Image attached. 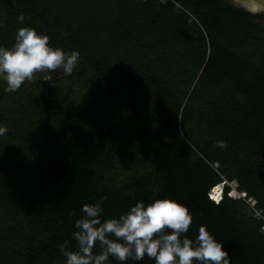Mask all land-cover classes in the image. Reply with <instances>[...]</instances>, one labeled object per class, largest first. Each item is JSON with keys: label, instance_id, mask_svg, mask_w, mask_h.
Instances as JSON below:
<instances>
[{"label": "trees", "instance_id": "16d2710c", "mask_svg": "<svg viewBox=\"0 0 264 264\" xmlns=\"http://www.w3.org/2000/svg\"><path fill=\"white\" fill-rule=\"evenodd\" d=\"M259 17L225 0H0V47L33 28L50 47L80 53L66 77L85 87L62 112L46 105L60 94L55 83L20 103L13 139L32 154L15 164L0 147V264H65L60 245L75 250L83 205L103 200V221L160 198L188 208V238L205 225L230 264H264ZM15 174L19 198L8 191ZM222 178L236 179L263 218L241 216L228 187L213 203L207 192Z\"/></svg>", "mask_w": 264, "mask_h": 264}, {"label": "clouds", "instance_id": "9594fccd", "mask_svg": "<svg viewBox=\"0 0 264 264\" xmlns=\"http://www.w3.org/2000/svg\"><path fill=\"white\" fill-rule=\"evenodd\" d=\"M17 20L23 23V13ZM80 59L78 51L66 53L60 48H52L47 35L37 34L30 27H21L12 48L0 47V78L6 81V91L15 92L39 72L53 73L60 69L64 76H70ZM43 80L51 81L52 75ZM7 131L6 126H0V136ZM215 143L221 149L227 148L226 141ZM219 184L222 185L219 202L225 187L232 192L235 190V197H246L239 191L237 183L224 179L207 192L215 204L219 202L212 199V190ZM102 203L103 200L82 206L84 215L75 222L72 233L75 250L69 249L67 241L60 245V251L66 257L65 264H107L109 257L120 262L142 261L145 255L154 259L155 264H194V261L195 264H230L229 254L221 241H217L205 225L199 227L195 240L187 237L193 217L186 206L173 199H156L147 206L138 201L118 218L103 221ZM97 245L99 253L94 251Z\"/></svg>", "mask_w": 264, "mask_h": 264}, {"label": "rangeland", "instance_id": "374dc122", "mask_svg": "<svg viewBox=\"0 0 264 264\" xmlns=\"http://www.w3.org/2000/svg\"><path fill=\"white\" fill-rule=\"evenodd\" d=\"M229 4L236 7L237 5L230 2L229 0H225ZM257 22L263 27V33L261 36L262 44L261 48L264 50V14H261V17L257 19ZM17 32L11 34L10 39L12 41V45L15 42ZM47 75H52L51 81H45L43 78ZM55 83V85L61 87L60 94L53 99H50V102H47V106L50 109H54V112H62L67 108H71L75 102H81L84 98V85L82 82L77 81L75 79H69L68 77L62 74V71L58 69L56 72L48 73V72H39L34 75L33 80H26L21 87L15 92H8L5 89L7 88L6 81L3 78H0V126H6L9 131H7L3 136H0V147L3 150V155L6 159H9L15 164L25 163L29 161V155L32 154V149L26 145L25 143L17 142L16 139H13V135H15L17 131V127L11 126L12 123H15V118L19 115L18 108L20 107V103L22 100L31 96L33 99L38 98V89L44 83ZM46 105H42V112H47L45 109ZM51 112V111H49ZM38 113V112H37ZM52 113V112H51ZM50 119H53V113L50 115ZM218 164H215V167ZM224 178L221 179L223 181ZM233 180V183H237L236 179H228ZM22 183L19 181V176L15 174L12 178V182L8 188V191L13 193L12 195L16 198H19V189L18 187ZM239 211L241 216L243 217H254L255 219L263 218L261 210L258 208V203L252 197H243L239 198ZM19 225L23 227V221L19 222ZM264 225L260 228L263 231ZM14 235L13 244L19 240L20 232ZM6 242V239L5 241ZM9 243V242H6Z\"/></svg>", "mask_w": 264, "mask_h": 264}, {"label": "flooded vegetation", "instance_id": "af4514ba", "mask_svg": "<svg viewBox=\"0 0 264 264\" xmlns=\"http://www.w3.org/2000/svg\"><path fill=\"white\" fill-rule=\"evenodd\" d=\"M232 1L237 5L236 6L237 8H240L244 11L257 14L260 17H261V14H264V0H245V2H249L250 4L254 5L256 7V11H252L250 7L248 6V4L242 3L241 0H232Z\"/></svg>", "mask_w": 264, "mask_h": 264}, {"label": "bare ground", "instance_id": "6f19581e", "mask_svg": "<svg viewBox=\"0 0 264 264\" xmlns=\"http://www.w3.org/2000/svg\"><path fill=\"white\" fill-rule=\"evenodd\" d=\"M221 193H222V185L219 184V185H217L216 187L213 188V190H212V197H213V196H216L217 194H219V196H220ZM243 194H244V193H243ZM242 196H243V195H242Z\"/></svg>", "mask_w": 264, "mask_h": 264}, {"label": "water", "instance_id": "95a60500", "mask_svg": "<svg viewBox=\"0 0 264 264\" xmlns=\"http://www.w3.org/2000/svg\"><path fill=\"white\" fill-rule=\"evenodd\" d=\"M230 2H232V3H234L232 0H229ZM242 1V3H244V4H248V6L250 7V9L252 10V11H256V7L254 6V5H252V4H250L249 2H245V0H241ZM235 4V3H234ZM107 264H113V263H111V262H107Z\"/></svg>", "mask_w": 264, "mask_h": 264}, {"label": "snow or ice", "instance_id": "6c2138e0", "mask_svg": "<svg viewBox=\"0 0 264 264\" xmlns=\"http://www.w3.org/2000/svg\"><path fill=\"white\" fill-rule=\"evenodd\" d=\"M212 199L216 200L217 202H219V194H217L216 196H213Z\"/></svg>", "mask_w": 264, "mask_h": 264}]
</instances>
